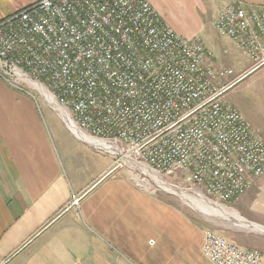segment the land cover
Segmentation results:
<instances>
[{"label": "built area", "instance_id": "built-area-1", "mask_svg": "<svg viewBox=\"0 0 264 264\" xmlns=\"http://www.w3.org/2000/svg\"><path fill=\"white\" fill-rule=\"evenodd\" d=\"M210 25L251 69L264 65V10L227 0ZM242 76L148 0H36L0 20L2 80L33 97L39 84L73 134L113 157L110 171L174 177L216 204L264 173V140L223 100ZM201 250L212 264H264V252L211 228Z\"/></svg>", "mask_w": 264, "mask_h": 264}, {"label": "crops", "instance_id": "crops-1", "mask_svg": "<svg viewBox=\"0 0 264 264\" xmlns=\"http://www.w3.org/2000/svg\"><path fill=\"white\" fill-rule=\"evenodd\" d=\"M34 1L0 0V20ZM148 1L179 35L199 33L215 53L219 38L235 46L210 25L227 0ZM242 4L264 10V0ZM112 167L109 153L73 134L43 99L0 78V264H212L195 216ZM235 201L246 222L264 228V173Z\"/></svg>", "mask_w": 264, "mask_h": 264}, {"label": "rangeland", "instance_id": "rangeland-1", "mask_svg": "<svg viewBox=\"0 0 264 264\" xmlns=\"http://www.w3.org/2000/svg\"><path fill=\"white\" fill-rule=\"evenodd\" d=\"M194 36L200 38L202 37L199 33ZM216 39L218 38L216 37L215 41ZM217 42L218 51L216 53L212 51V54H214L215 60L218 62V66L232 68L235 76H240L245 71L251 69L252 62L242 51L235 48V46H228L222 40H220V38ZM224 50H226V53H224ZM34 95L39 99H43L40 93L34 91ZM223 100L236 106L264 140V65L257 68L256 71L248 74L242 80L238 81L235 86L227 91ZM123 169L126 172L128 179L136 187L138 186L139 188H142L152 194L163 197L166 200H171L174 203L180 205L182 208L188 210L193 216H195L198 224H200L203 228H211L222 236L232 240L239 246L247 248L254 247L264 252L263 234L253 232L249 229L234 225L231 222H227L225 220H219V218L214 219V217H208L200 212H196L194 209L184 204L174 194L165 191L150 181L146 182L145 180H142L143 178L139 174L134 172L132 173L130 170L125 168ZM134 176L137 177L136 180L133 178ZM164 180L171 184L177 185L181 189L186 188L184 184H179L178 180H176L174 177H166ZM137 182H142V184H144L143 186H139L137 185ZM192 191L194 193H199L197 190ZM192 191L190 190V192ZM201 195L203 196V194ZM204 198L206 199V197ZM221 205L228 207L230 211H235L238 213L236 201ZM238 214L243 217L242 214Z\"/></svg>", "mask_w": 264, "mask_h": 264}, {"label": "bare ground", "instance_id": "bare-ground-1", "mask_svg": "<svg viewBox=\"0 0 264 264\" xmlns=\"http://www.w3.org/2000/svg\"><path fill=\"white\" fill-rule=\"evenodd\" d=\"M31 88L36 91L37 93H40L42 95V98L46 101V103L50 105L52 103V99L50 98V95L37 83L30 82L29 83ZM52 107V106H51ZM52 109L58 113V115L61 116V118L66 121L65 113L61 108H58L57 106H53ZM148 176L150 177L151 182L164 189L165 191H168L172 194H174L176 197H178L184 204H186L188 207L194 209L196 212H200L208 217H214V219L219 218V220H228V221H234L239 224H245L246 226H252L253 228H260L263 229V227L257 226L253 223L246 222L242 216H240L235 211H230L228 207L222 206L221 204H216L213 202H210L204 198L199 193L194 192H188L187 190H183L179 187H177L174 184H171L164 180L162 177L153 174L151 172H148L146 170H143ZM233 210V209H231ZM227 223V222H226Z\"/></svg>", "mask_w": 264, "mask_h": 264}, {"label": "water", "instance_id": "water-1", "mask_svg": "<svg viewBox=\"0 0 264 264\" xmlns=\"http://www.w3.org/2000/svg\"><path fill=\"white\" fill-rule=\"evenodd\" d=\"M255 69H252L249 73H251L252 71H254ZM248 73V74H249ZM248 74H245V75H243L241 78H240V80H242L244 77H246ZM239 80V81H240ZM225 221H227V222H231L232 224H234V225H237V226H240V227H244V228H247V229H254V230H258V231H260V232H264V230H262V229H260V228H253L252 226H246L245 224H236L235 222H233V221H228V220H225Z\"/></svg>", "mask_w": 264, "mask_h": 264}]
</instances>
